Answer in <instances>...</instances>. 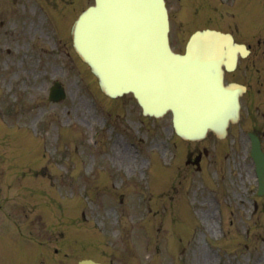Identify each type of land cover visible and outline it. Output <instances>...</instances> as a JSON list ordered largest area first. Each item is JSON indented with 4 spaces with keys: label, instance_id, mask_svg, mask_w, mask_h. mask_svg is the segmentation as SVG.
Listing matches in <instances>:
<instances>
[{
    "label": "rangeland",
    "instance_id": "1",
    "mask_svg": "<svg viewBox=\"0 0 264 264\" xmlns=\"http://www.w3.org/2000/svg\"><path fill=\"white\" fill-rule=\"evenodd\" d=\"M91 1L0 0V264L94 254L112 264H264V197L244 134L187 142L170 113L142 116L130 94L106 96L71 41ZM168 1L176 29L191 8ZM216 16L237 25L225 10ZM247 29L238 35L253 41ZM56 79L66 97L52 102ZM202 146L200 169L185 164ZM107 181L113 188L99 194Z\"/></svg>",
    "mask_w": 264,
    "mask_h": 264
},
{
    "label": "water",
    "instance_id": "2",
    "mask_svg": "<svg viewBox=\"0 0 264 264\" xmlns=\"http://www.w3.org/2000/svg\"><path fill=\"white\" fill-rule=\"evenodd\" d=\"M167 33L164 0H94L72 27L74 48L107 94L132 92L144 113L171 110L174 128L185 138L202 137L207 128L224 135L228 119L237 115L240 87L223 85L221 65L234 63L239 47L230 35L205 29L193 33L179 54ZM63 95L55 82L50 98Z\"/></svg>",
    "mask_w": 264,
    "mask_h": 264
},
{
    "label": "flooded vegetation",
    "instance_id": "3",
    "mask_svg": "<svg viewBox=\"0 0 264 264\" xmlns=\"http://www.w3.org/2000/svg\"><path fill=\"white\" fill-rule=\"evenodd\" d=\"M205 21V20H204ZM249 47L250 52L252 46ZM263 55H262V67L259 72L258 69H254V62L249 61L244 64L242 68L235 69L232 72L234 79L236 72L239 70V75L245 80L242 81L246 84L247 90L243 94L241 100V115L240 120L236 123L246 127V131L255 133L260 140L261 146L264 150V40H263ZM252 83L255 84L251 85ZM256 95H258L256 97ZM234 127V126H233Z\"/></svg>",
    "mask_w": 264,
    "mask_h": 264
}]
</instances>
